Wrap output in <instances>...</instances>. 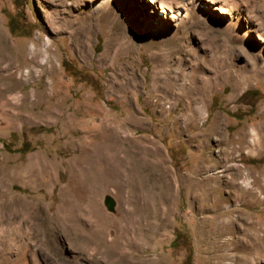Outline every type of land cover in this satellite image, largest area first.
Here are the masks:
<instances>
[{"label": "rangeland", "instance_id": "rangeland-1", "mask_svg": "<svg viewBox=\"0 0 264 264\" xmlns=\"http://www.w3.org/2000/svg\"><path fill=\"white\" fill-rule=\"evenodd\" d=\"M0 42L20 65L0 187L54 227L1 236L0 264H264V0H0ZM117 131L153 167L145 208L119 181L77 178Z\"/></svg>", "mask_w": 264, "mask_h": 264}, {"label": "bare ground", "instance_id": "bare-ground-1", "mask_svg": "<svg viewBox=\"0 0 264 264\" xmlns=\"http://www.w3.org/2000/svg\"><path fill=\"white\" fill-rule=\"evenodd\" d=\"M152 1L156 3L157 0H152ZM2 42H0V101L3 100L7 105L13 106V102L11 98H9V94L15 91L17 87L16 85H11V84L3 87V84L4 81L13 79L15 72H13L12 69L18 68L20 67V65L17 64L16 61L10 60L4 55L2 49ZM41 55H42L41 50H39L36 47L33 50V57L31 59V62L35 66L38 65V66H42L43 68L45 67L44 66L45 63L44 62L42 63V61L39 60V57ZM8 60H10L9 63L4 66L3 64L6 63ZM21 98H22L21 100L22 103L25 101V99H27L25 95H23ZM113 137H114L113 140L116 139L114 143L110 145L97 144L94 145L91 149H89V151H91V154H89V156L85 157L82 161H79V163H77V169H76L77 178L81 182H84L85 184H88L91 187H94L96 183L105 184L108 182L113 183L119 181L122 185L121 187H123L124 190L128 189L127 190L128 196H126V200H125L126 205L131 206V204L133 203L135 204L140 203L144 207V205H146L145 199L148 196H154V193L151 187L149 186L150 183H153L156 178V177L154 178L153 176L154 175V172H152L153 167L149 163V161L145 158L146 155L143 154L144 152L142 153V150H135L131 147L126 146L127 142L130 140L128 138L129 136L120 139L119 132L117 131L116 135H114ZM37 162H38L37 164H34L32 162L29 163V165L18 175V179H20V181L23 180L27 183H31V181L35 179L37 172L41 171L40 173H42L44 169H46L44 168L46 165L45 163H43V161L39 160ZM102 165L104 166L103 169L104 175L101 176L100 179L101 182H100L97 179V175H98L99 167H102ZM2 180L3 178L0 177V183L2 182ZM148 186L150 187V189L146 190ZM1 188L2 187H0V226L5 225L6 229L3 230V228H1L3 231L2 234L0 235V240H1V236L4 237V239H12L14 236L22 235L30 230V233H32L34 238L40 241L41 236L43 235L47 236L50 233V231L54 227L52 225L51 226L49 225V220L47 219V217L45 218L46 220H44L43 222H40L38 220L40 217L38 214L40 210V209L38 210L37 208L38 206L36 207L31 205L26 199H16L12 195H10L7 191H3ZM147 207L148 206H146V208ZM149 207H150L149 209L151 210L153 206L152 207L149 206ZM142 211L144 213L146 209L145 210L142 209ZM138 213H140V209ZM144 217L146 216L144 215ZM55 218H56L55 220H57V225L55 226L56 229L59 230V232L61 231L65 232L67 234L68 239L73 244L76 243H78V245L82 244V246L85 249H88L91 246H93L92 244H95L94 242L91 241L89 242L88 240H86L82 233L72 232L71 230H69L68 224L66 222L68 219L66 220V217L62 215H58ZM142 218L141 220H143Z\"/></svg>", "mask_w": 264, "mask_h": 264}]
</instances>
